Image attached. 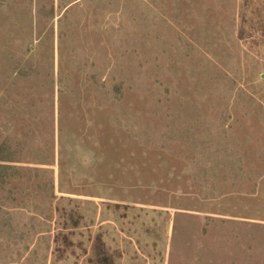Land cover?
I'll return each instance as SVG.
<instances>
[{
  "label": "rangeland",
  "instance_id": "374dc122",
  "mask_svg": "<svg viewBox=\"0 0 264 264\" xmlns=\"http://www.w3.org/2000/svg\"><path fill=\"white\" fill-rule=\"evenodd\" d=\"M4 138L0 264H264V0H0Z\"/></svg>",
  "mask_w": 264,
  "mask_h": 264
},
{
  "label": "trees",
  "instance_id": "16d2710c",
  "mask_svg": "<svg viewBox=\"0 0 264 264\" xmlns=\"http://www.w3.org/2000/svg\"><path fill=\"white\" fill-rule=\"evenodd\" d=\"M49 17H51V19H54V10L53 8L50 9V12H49ZM63 85H65V80L64 78L62 77L60 79V86H61V91H63L64 88ZM66 86V89L68 87V85H65ZM65 89V90H66ZM61 94L63 92H60ZM11 149V142L8 138H4V140L2 139L0 141V180L1 179H4L6 177V171L9 170V169H12V166L11 165H7L6 163L10 164V163H15L16 161L14 160L15 159V156H17L16 153H12L10 151ZM14 152V151H13Z\"/></svg>",
  "mask_w": 264,
  "mask_h": 264
}]
</instances>
